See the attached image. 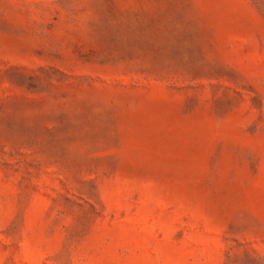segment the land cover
Segmentation results:
<instances>
[{"label": "rangeland", "instance_id": "rangeland-1", "mask_svg": "<svg viewBox=\"0 0 264 264\" xmlns=\"http://www.w3.org/2000/svg\"><path fill=\"white\" fill-rule=\"evenodd\" d=\"M0 264H264V0H0Z\"/></svg>", "mask_w": 264, "mask_h": 264}]
</instances>
